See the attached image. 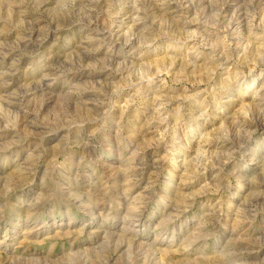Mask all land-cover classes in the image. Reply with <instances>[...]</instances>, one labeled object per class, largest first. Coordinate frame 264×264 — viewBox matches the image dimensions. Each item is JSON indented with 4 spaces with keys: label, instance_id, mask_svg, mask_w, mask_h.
Segmentation results:
<instances>
[{
    "label": "rangeland",
    "instance_id": "374dc122",
    "mask_svg": "<svg viewBox=\"0 0 264 264\" xmlns=\"http://www.w3.org/2000/svg\"><path fill=\"white\" fill-rule=\"evenodd\" d=\"M0 264H264V0H0Z\"/></svg>",
    "mask_w": 264,
    "mask_h": 264
}]
</instances>
